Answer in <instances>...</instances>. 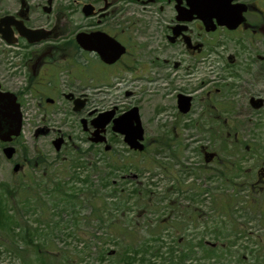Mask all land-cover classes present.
<instances>
[{"label": "rangeland", "instance_id": "374dc122", "mask_svg": "<svg viewBox=\"0 0 264 264\" xmlns=\"http://www.w3.org/2000/svg\"><path fill=\"white\" fill-rule=\"evenodd\" d=\"M70 1L73 28L82 24L78 9L83 0ZM243 1H259L264 10V0ZM66 2L57 0V11ZM119 7L124 9L120 20L134 23L122 38L134 43L140 37L143 50L133 55L138 65L107 69L88 56L79 59L80 64L93 61L83 68L58 59L50 71V93L43 90L42 100L23 97V127L14 158L40 162L14 174L0 148V264H264V205L259 209L264 189L262 183L255 191L249 186L256 171L264 170V110L246 117V132L239 138L251 150L244 158L240 145L229 151L230 158L224 157L230 166L227 174L222 164L207 166L199 148L213 144L203 114L212 59H199L190 71L155 67L151 60L158 63L154 57L162 58L164 45L161 15L138 3ZM259 39L254 53L264 57V36ZM203 40L207 49L209 38ZM213 42L222 46L216 52L235 54L238 65L254 68L245 77L243 96L264 97V77L254 78L257 63L243 36L221 35ZM10 56L4 57L8 71L17 64ZM19 70H13L15 80L24 86ZM216 71L222 74L220 64ZM227 83L240 85L235 79ZM132 90L137 94L126 96ZM193 90L190 111L182 115L176 92ZM69 92L87 95L82 111L74 113L63 98ZM48 97L52 105L45 102ZM133 106L139 110L147 145L142 154L129 150L110 126V152L86 141L81 120L112 110L117 117ZM37 128H50L54 134L36 138ZM56 132L71 137L58 153L50 144ZM216 171L225 176L216 177ZM219 194H232L225 221L219 216L227 213L228 198L219 197L214 205Z\"/></svg>", "mask_w": 264, "mask_h": 264}, {"label": "flooded vegetation", "instance_id": "af4514ba", "mask_svg": "<svg viewBox=\"0 0 264 264\" xmlns=\"http://www.w3.org/2000/svg\"><path fill=\"white\" fill-rule=\"evenodd\" d=\"M236 2L246 5L243 23L237 26L236 29L229 30L226 26L217 25L216 19L213 18L212 22L215 27L212 31L207 32L203 23L199 19H196L194 15H190L192 18L190 21H180L179 11H181L182 17L189 16V8L185 0H83L80 2L78 9L82 24L73 28L70 27L72 22L69 20L71 18L69 14L71 12L70 0H67L66 5L60 11H57V0H0V100L2 94H11L21 114L24 102L23 97L25 95H29L33 99L42 100L45 96L43 90L49 93L51 91L50 71L57 65L58 59L59 62L64 61V63L70 67L75 63L81 65L83 68L93 61L107 69L117 68L123 64H125L128 69H131L132 66L138 65L136 62L133 63V61H136L133 55L143 50V47L140 45L141 42L138 40L140 37L133 38L137 41L134 43L128 39V41H126L125 38H122L121 33H124L125 29L130 28L134 23L130 18H127L125 21H121L119 18L120 14L124 11V9H122L123 7H119L120 5L123 3H138L142 8L149 9L147 11L148 13L161 15V20L165 23L162 33L164 42L162 58L157 56L154 57L158 63H154V59L151 60L155 67L174 72L183 69L190 71L198 64L199 59H204L207 55L212 59L213 69H211V72H213V78L207 83L211 85V88L205 92L206 100L203 101V114L207 116V131L213 144L209 148L200 147L199 153L204 163L208 164L207 166L222 164L224 167L223 172L227 174L230 170V166L227 164L226 160L224 161V157L228 159L232 156L229 151L243 145L244 158L245 154L251 150L250 146L244 142L241 143L242 137L239 138L240 134L246 132L245 126L248 122L246 117L253 113L260 115L261 111L264 110V97L259 94L250 95L247 93V96H243V83L248 82L245 77L247 75H252L251 70L254 68H247V64L243 67V63L238 65V58L235 54L223 55L221 51L216 52V49L222 48V46L218 47V43L213 42L216 37L221 35L228 37L243 36V43L246 42L248 44L252 50L251 55H254L257 63L255 65L257 66V71L253 74L254 78L262 79L264 77V67L262 66L264 57L254 53L257 50L256 46L260 40L259 38L264 36V10L257 4L259 1L246 3L243 0H237ZM236 2L232 1L230 4L234 5ZM263 4L264 3H262L261 6H264ZM58 14L60 15L58 16ZM121 27L123 28L120 30L119 28ZM27 31L40 32L42 37H40V39H35L37 36ZM79 34H103L119 43L124 48V51L115 62L106 64L101 60L96 51L85 50L78 45L76 37ZM205 37L209 38V46L207 49L203 40ZM185 38L189 40V43ZM206 51L207 54L204 55ZM8 55H11L9 58L14 56L17 59V64H14L15 66L11 68L12 71H8L5 68L4 57ZM183 55L187 57V60L184 61L181 58ZM88 56L92 57L93 61L91 63L86 62L85 64H80L79 59ZM10 64L12 63L9 62V65ZM219 64L223 71L220 75H218V71H216L217 65ZM250 65L253 66L254 64ZM15 68H20L19 72H24V86L16 82L15 79L18 77L16 73L13 72ZM248 72L250 73L248 74ZM230 79L240 81V85L232 86L228 84L227 81ZM217 82L223 83V85H216ZM195 91L196 90H193L190 93L177 91L176 95L183 94L190 96V102L192 104ZM69 93L72 96L66 101L70 104H74V98L80 99L83 102V110L88 104L89 99L87 95ZM136 94L137 93L132 90L128 91L126 96L134 97ZM4 98L7 99V96H4ZM258 100H261V102H258ZM45 102L52 105L53 99L48 97L45 99ZM258 105H260V107L256 108L255 106ZM134 107L135 106L128 110ZM0 112H2V101H0ZM92 114L93 113H89V115ZM93 119H83L80 121L86 141L91 145L93 144L92 140L96 138V136L93 135ZM82 121H84L85 127L82 126ZM2 124L5 125L6 122L2 121ZM112 125V123L107 125L103 133L108 145L109 137L107 136V128L110 126V130H112ZM47 129L48 132L46 134L39 136L54 134L50 128ZM199 130H201V128H199ZM58 137L62 139L60 151L64 148L67 141H71V137L66 136L64 133L56 132L50 141L54 151L53 140ZM18 138H13L9 143L0 141V148L3 156L4 148L11 147L13 149L10 158L4 157L7 162L12 164V172L15 166L18 167L16 173L23 171L28 164L31 165L30 160L26 158L21 160L14 158L16 156V148L14 145ZM217 140L219 144L215 147ZM93 145L104 147L103 144ZM142 145L143 150L141 152L143 153L147 148L145 139H143ZM110 150L107 152H110ZM55 152L58 153L57 151ZM37 159L38 158L34 160V168L39 165L40 161L38 162ZM210 169L215 172L213 168ZM13 173L16 174L15 172ZM216 175V177L220 176L221 178L225 176L220 171L219 174L216 171ZM253 176L254 180L249 185L250 190L255 191L256 184L258 183H262L264 189V170H257ZM229 183L230 182H228V184ZM219 197H223V200L226 197L228 198L226 201L227 213L219 216L220 219L225 221L228 219L227 215L230 212L228 210L232 204V194L229 196L219 194L214 199V205H217ZM247 202L246 207L252 209V207H254L252 202ZM262 205H264V200L259 205V209ZM215 210L216 213H214V216L218 212L217 209ZM261 216H263L262 212ZM220 219L218 223L215 222L214 224H220Z\"/></svg>", "mask_w": 264, "mask_h": 264}, {"label": "water", "instance_id": "95a60500", "mask_svg": "<svg viewBox=\"0 0 264 264\" xmlns=\"http://www.w3.org/2000/svg\"><path fill=\"white\" fill-rule=\"evenodd\" d=\"M235 0H185L189 7V16H183L179 11L180 21H190L192 18L190 15H195L196 18L202 21L206 31H212L215 27L212 19H216L217 25L226 26L229 30L236 29L238 25L244 21L243 13L246 11V6L241 3L231 5L230 3ZM35 34V39H40L42 35L37 31H27ZM77 43L80 47L89 51H96L101 60L106 64H112L123 53L124 48L114 41L113 39L103 35H83L79 34L76 37ZM189 43V40L185 38ZM7 96V99L4 98ZM72 95H65L66 99H69ZM2 112H0V141L4 143L11 142L12 137H17L21 130V113L19 112L18 105L14 102V98L11 94H2ZM191 97L182 94L177 95V109L180 113L185 114L190 109ZM261 102V100H258ZM259 108L260 105L255 106ZM83 108V102L80 99L74 100L73 111L78 112ZM2 121L6 124L3 125ZM112 122V131L119 133L123 136L124 143L127 144L129 149L134 151H142L143 145V129L141 127L138 109L136 107L130 109L125 114L113 119V111L99 114L92 120V127L94 128L93 135L96 136L92 140L93 143H104L105 137L102 134L105 132V127ZM8 123V124H7ZM82 126L85 127L84 121ZM48 132L47 128H39L35 131L34 136L44 135ZM62 139L58 138L53 141L56 151L60 150ZM105 151L110 149L109 146H105ZM3 153L6 158H10L13 149L6 147L3 149ZM18 167L15 166L13 171L17 172ZM136 178V176H132ZM131 177V178H132Z\"/></svg>", "mask_w": 264, "mask_h": 264}, {"label": "bare ground", "instance_id": "6f19581e", "mask_svg": "<svg viewBox=\"0 0 264 264\" xmlns=\"http://www.w3.org/2000/svg\"><path fill=\"white\" fill-rule=\"evenodd\" d=\"M34 160H36V159L34 158ZM34 160H33V162L31 163L32 167H33V164H34ZM30 162H31V161H30Z\"/></svg>", "mask_w": 264, "mask_h": 264}, {"label": "trees", "instance_id": "16d2710c", "mask_svg": "<svg viewBox=\"0 0 264 264\" xmlns=\"http://www.w3.org/2000/svg\"><path fill=\"white\" fill-rule=\"evenodd\" d=\"M1 215H3V212H2V210L0 209V216H1Z\"/></svg>", "mask_w": 264, "mask_h": 264}]
</instances>
